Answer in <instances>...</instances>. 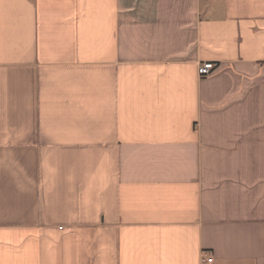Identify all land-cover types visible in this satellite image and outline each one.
Segmentation results:
<instances>
[{"label":"crops","instance_id":"1","mask_svg":"<svg viewBox=\"0 0 264 264\" xmlns=\"http://www.w3.org/2000/svg\"><path fill=\"white\" fill-rule=\"evenodd\" d=\"M0 264H264V0H0Z\"/></svg>","mask_w":264,"mask_h":264},{"label":"built area","instance_id":"2","mask_svg":"<svg viewBox=\"0 0 264 264\" xmlns=\"http://www.w3.org/2000/svg\"><path fill=\"white\" fill-rule=\"evenodd\" d=\"M214 68H215V65L212 62L203 63V64H201L198 67V74L201 77H207V76H209L213 72ZM205 260L208 263H211L213 261V258L212 257L211 258H208V259L205 258L204 261Z\"/></svg>","mask_w":264,"mask_h":264}]
</instances>
